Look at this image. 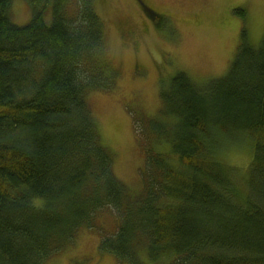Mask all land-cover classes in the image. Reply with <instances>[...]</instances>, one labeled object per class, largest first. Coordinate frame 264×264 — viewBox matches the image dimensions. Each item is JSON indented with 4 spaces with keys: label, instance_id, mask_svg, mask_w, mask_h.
<instances>
[{
    "label": "trees",
    "instance_id": "16d2710c",
    "mask_svg": "<svg viewBox=\"0 0 264 264\" xmlns=\"http://www.w3.org/2000/svg\"><path fill=\"white\" fill-rule=\"evenodd\" d=\"M11 1L0 0V264H48L105 210L117 229L99 252L120 263L144 264L142 252L150 264H264V199L252 196L264 188V36L254 46L242 31L227 73L209 85L171 78L159 95L186 171L147 156L143 172L155 176L133 196L87 103L115 85L95 0H25L24 26L11 23ZM235 140L251 150L256 190L245 194L213 158Z\"/></svg>",
    "mask_w": 264,
    "mask_h": 264
},
{
    "label": "rangeland",
    "instance_id": "374dc122",
    "mask_svg": "<svg viewBox=\"0 0 264 264\" xmlns=\"http://www.w3.org/2000/svg\"><path fill=\"white\" fill-rule=\"evenodd\" d=\"M139 1L95 0L102 24L103 57L115 73V85L86 96L100 142L111 156L112 173L133 196L141 190V180L149 182L155 176L152 166L143 172L147 156L160 155L162 164L175 167L174 173L186 171L168 143L172 138L168 130L173 132L176 120L163 109L159 95L168 89L171 78L183 72L194 83L209 85L227 73L242 31L254 46L264 36V0H143L162 17L154 24ZM48 14L47 10V23ZM9 15L11 23L24 26L31 10L25 0H12ZM220 145L213 158L231 170L241 194L253 191L246 182L249 144L235 140ZM262 195L264 188L258 186L252 196L263 201ZM113 214L116 216L112 210L102 211L93 228L78 231L73 243L52 256L48 264H125L99 252L101 240L117 229ZM139 258L150 264L144 253ZM161 260L156 264H167Z\"/></svg>",
    "mask_w": 264,
    "mask_h": 264
},
{
    "label": "flooded vegetation",
    "instance_id": "af4514ba",
    "mask_svg": "<svg viewBox=\"0 0 264 264\" xmlns=\"http://www.w3.org/2000/svg\"><path fill=\"white\" fill-rule=\"evenodd\" d=\"M140 1L142 2L143 0H140ZM140 1H139V4H140L141 8H143V12L147 16L150 17L149 19L151 20L152 24H154L157 20L162 19V17L159 15V13L157 11L155 12L151 7H149L146 4L144 5L143 2L141 3Z\"/></svg>",
    "mask_w": 264,
    "mask_h": 264
}]
</instances>
